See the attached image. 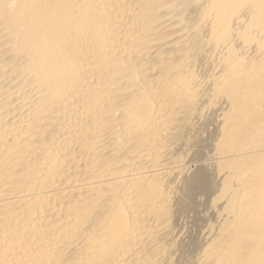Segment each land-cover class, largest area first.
Segmentation results:
<instances>
[{
	"label": "bare ground",
	"instance_id": "1",
	"mask_svg": "<svg viewBox=\"0 0 264 264\" xmlns=\"http://www.w3.org/2000/svg\"><path fill=\"white\" fill-rule=\"evenodd\" d=\"M0 264H264V0H0Z\"/></svg>",
	"mask_w": 264,
	"mask_h": 264
}]
</instances>
